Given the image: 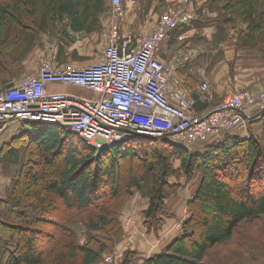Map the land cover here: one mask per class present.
I'll return each mask as SVG.
<instances>
[{"label":"trees","instance_id":"obj_1","mask_svg":"<svg viewBox=\"0 0 264 264\" xmlns=\"http://www.w3.org/2000/svg\"><path fill=\"white\" fill-rule=\"evenodd\" d=\"M208 2L218 9L219 33L236 30V50L264 58V0ZM107 9L108 0H0V84L21 75L22 59L53 27L70 41L68 31L93 30ZM246 123H259L261 137L229 131L199 153L167 139L98 151L60 127L21 124L0 145L9 179L0 199V264H99L124 239L120 215L134 193L148 202L143 229L157 235L172 199L195 178L179 236L142 262L128 249L118 264H221L211 255L216 248L235 253L231 264H264L260 244L239 236L245 223L264 218V112ZM78 223L90 233L83 245Z\"/></svg>","mask_w":264,"mask_h":264},{"label":"built area","instance_id":"obj_2","mask_svg":"<svg viewBox=\"0 0 264 264\" xmlns=\"http://www.w3.org/2000/svg\"><path fill=\"white\" fill-rule=\"evenodd\" d=\"M192 0H178L163 14L148 35L130 48V36L121 38L122 0H110L105 46L97 61L84 67L56 64L52 48L38 60L35 73L7 84L0 91V141L21 124L53 125L81 138L96 150L109 149L131 140L167 139L182 146L219 143L224 134L243 127L264 112V85L257 91L226 92L212 109L195 115L193 101L182 81L157 58L170 31L191 24L196 13ZM183 38V37H182ZM181 38V39H182ZM50 87L82 89L92 100ZM195 91L210 97L205 81ZM112 262L111 257L104 259Z\"/></svg>","mask_w":264,"mask_h":264},{"label":"crops","instance_id":"obj_3","mask_svg":"<svg viewBox=\"0 0 264 264\" xmlns=\"http://www.w3.org/2000/svg\"><path fill=\"white\" fill-rule=\"evenodd\" d=\"M122 2L124 18L119 24L118 33L121 38L130 36L132 39L130 48H134L138 38L148 35L160 17L174 8L178 0H122ZM191 5L196 13L195 20L185 27L170 31L160 46L157 58L171 67L174 74L182 81L184 92L194 103L190 112L199 115L217 106L226 92L238 90L254 92L261 89L264 85V58L239 53L235 45L237 36L235 30L219 33L218 25L212 23L219 15L218 9L214 5H209L208 0H192ZM109 10L110 0H108L106 12L99 14L98 32L90 28L87 33L68 32L70 41L63 40L55 32L54 36L46 35L47 41L53 42H45V46V36H42L43 46L42 44L36 45L31 53L25 55L22 59L23 72L20 76L10 80L15 81L25 75L35 73L39 58L48 48H52L56 55L58 66L84 67L97 61L105 46ZM91 21L90 17L87 25H90ZM55 25H60V23H55ZM227 33L230 34L226 36ZM97 36L101 37L99 45H95L98 40ZM93 45L98 46L97 50H93ZM213 48L217 50H215L216 53H212L211 58L209 50ZM203 81L209 84L210 97L207 99L202 97L199 101H195L194 96L198 94L195 88ZM49 90L70 94L73 89L50 87ZM245 125L233 130L232 135L245 137L247 133ZM199 147L201 146H196L197 150L194 152H201L203 146ZM178 198L182 199V194L169 204L171 217L165 218L164 226L157 235L148 234L141 226L125 228L122 247L125 245L126 249L136 250L146 259L160 253L174 238L179 236L180 227L177 225L185 220L184 212L188 198L183 199L182 204L178 203ZM147 207V200L135 193V196L131 197L125 206L121 216L122 223L124 224L127 218L132 219V222L137 225L143 224V212Z\"/></svg>","mask_w":264,"mask_h":264},{"label":"rangeland","instance_id":"obj_4","mask_svg":"<svg viewBox=\"0 0 264 264\" xmlns=\"http://www.w3.org/2000/svg\"><path fill=\"white\" fill-rule=\"evenodd\" d=\"M99 24L98 25H94V29H93V31L95 32V31H99ZM60 30H62V27L61 28H57V27H53L52 29H51V31L47 34V35H50V36H54L53 34H55V32H57V33H59L60 32ZM236 31V30H235ZM69 32V31H68ZM228 34H230V33H227V35L226 36H228ZM43 36H45L44 37V46H45V42H48L47 41V39H46V34L45 35H43ZM225 36V37H226ZM42 37V36H41ZM98 40H97V42H96V44L95 45H99V43H100V36H97L96 37ZM43 39V38H42ZM46 40V41H45ZM41 43L40 44H42L43 43V40L42 41H40ZM50 42V41H49ZM48 42V43H49ZM53 42V41H52ZM52 42H50V43H52ZM95 45H93V50L95 51V50H97V47L98 46H95ZM42 46H43V44H42ZM46 47H47V45H46ZM48 48V47H47ZM99 49V48H98ZM215 50H217L216 48H213V49H211V50H209L210 51V53H209V55L211 54V56H209V57H211L212 58V53H216V51ZM217 53H219V51L217 52ZM214 61H215V59H213ZM16 81V80H15ZM11 82H14V81H12V80H7V81H3L1 84H0V91L2 90V89H4L6 86H7V84H9V83H11ZM72 91V93H70L71 95H74V96H76V97H78V98H80V99H87V100H92V99H94L95 98V94L94 93H92V92H89V91H86V90H82V89H73V90H71ZM210 94H211V89H210ZM226 94V93H225ZM39 128H41V127H43L44 125H37ZM20 127V125H18V126H15L12 130H11V132H9L8 134H6L2 139H1V141H0V145L2 144V142L3 141H5V140H7V139H9L13 134H15V133H17L18 131H21L22 130V128L20 129L19 128ZM247 127V128H246ZM245 128L247 129L246 131H247V133L245 134V137L246 136H250V134L252 133V134H254V135H256V136H259L260 135V137H261V128H260V124L259 123H255L254 125H248V123H247V125H245ZM24 129V128H23ZM143 142V140H141V139H139V138H136V137H133L131 140H129L128 142H126V144H129V145H131V146H138L139 144H141ZM196 146H201V147H199V148H202V146L204 147L205 146V144H199V145H193V146H191V147H189L190 149H194L193 151H195V150H197V148H196ZM201 150V149H200ZM57 159H58V157H57ZM55 160L54 161V166L56 167V168H58L59 167V164H60V162L58 161V160ZM51 173V172H50ZM3 173L1 172V170H0V199H2L3 198V196H4V191H5V188H6V184L8 183V180L9 179H7V178H4L3 177V175H2ZM47 174H49V172L47 171ZM52 177H54V176H52ZM198 182H199V180H198V178H195L194 180H192L191 182H189L188 184H186V186H185V188H184V192H182L181 194H182V199L181 198H178V203L179 204H182L183 203V199L185 200V199H187L188 198V200L191 198V196H192V193L194 192V190L196 189V187L198 186ZM138 194V193H137ZM135 196V193L131 196V197H134ZM173 200V199H172ZM1 207V206H0ZM125 209V208H124ZM124 212V210L122 211V213ZM122 213H121V215H120V221H121V216H122ZM185 214V220H183V221H180L179 223H178V227H180L179 228V230L181 229V226H182V224H183V222L184 221H186L187 219H188V217H189V211H188V209H187V207H186V211L184 212ZM135 221V220H134ZM140 221V220H139ZM121 224H122V226H123V230H124V235H125V228H133V227H143V224H138L137 225V223L135 224V222H132V219H127L126 218V222H124V224L122 223V221H121ZM133 226V227H132ZM75 229H76V232H77V238H78V243H79V245H83L85 242H86V240H87V237L89 236V232H87V230H86V227H84V225H83V223H78L77 224V226H75L74 227ZM93 236H96L97 235V233H94V234H92ZM128 236V235H127ZM239 236H244V238H248L249 239V241L250 240H254V243L255 244H260V247H261V251H263V253H264V218L263 219H261L260 221H257V222H255V223H245L241 228H240V230H239ZM125 237V236H124ZM124 240V239H123ZM123 240H120L119 241V243L115 246V248L112 250V251H107L104 255H103V257H102V260L100 261V263L99 264H105V262H104V259L106 258V257H111V259H112V262L110 263V264H118L119 262H120V260L122 259V255H123V253H124V251H126V250H128V248L126 249V248H124V246L125 245H123V247H122V241ZM0 249H1V244H0ZM229 248H226V249H223V248H216L215 250H213L212 252H211V255L213 256V258L215 259V261H216V263H221V264H231V257L233 256V255H235V253H233L232 251H230V250H228ZM253 249V252H255V249L254 248H252ZM252 252V251H251ZM240 252H239V250L237 249L236 250V254H239ZM141 258H143V257H139V259H140V261L139 262H142V259ZM244 259H245V261H249V257L248 256H245L244 257Z\"/></svg>","mask_w":264,"mask_h":264}]
</instances>
